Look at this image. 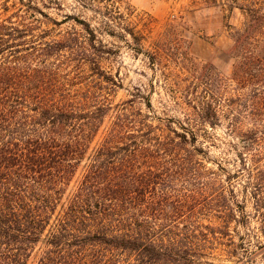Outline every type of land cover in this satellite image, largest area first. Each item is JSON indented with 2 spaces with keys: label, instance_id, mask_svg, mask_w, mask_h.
<instances>
[{
  "label": "trees",
  "instance_id": "16d2710c",
  "mask_svg": "<svg viewBox=\"0 0 264 264\" xmlns=\"http://www.w3.org/2000/svg\"><path fill=\"white\" fill-rule=\"evenodd\" d=\"M73 1L90 19L57 22L32 0H0V264H220L210 260L217 253L264 264V170L239 156V170L224 174L203 149L222 120L253 161L264 146V5L204 0L246 17L229 33L224 80L211 62L191 61L181 24L154 34L149 17L136 29L125 0ZM101 35L128 37L153 71L174 63L189 74L190 84L169 86L183 121L157 116L147 98L146 113L129 100L104 128L118 105ZM244 177L252 217L232 184ZM251 219L255 243L235 242Z\"/></svg>",
  "mask_w": 264,
  "mask_h": 264
},
{
  "label": "rangeland",
  "instance_id": "374dc122",
  "mask_svg": "<svg viewBox=\"0 0 264 264\" xmlns=\"http://www.w3.org/2000/svg\"><path fill=\"white\" fill-rule=\"evenodd\" d=\"M32 1L42 12L57 22L64 20L68 15H78L85 19H90L91 16L90 12L83 10L73 0ZM257 2L264 5V0H258ZM124 6H129L134 11L135 17H131L129 20L136 26V29L143 28L138 21V18L141 17L153 19L154 22L151 27H153L154 34L161 32L166 22L181 24L183 27L181 35L189 43L188 55L195 66L201 67L207 62H211L215 71L224 80L229 78L233 62L227 54V50L232 44L229 33L231 29L243 27L246 22L243 13L237 9L229 10L223 5L207 7L204 0H125ZM71 24L72 22L64 23L58 29L64 32L70 29ZM92 24L95 25L94 22ZM50 27L51 25H48V28ZM99 37L105 44L106 50L110 52V54H106L101 58V69L106 75L112 76L117 85L113 90L107 91L110 103L118 105V108L113 109L105 119L104 128L108 127L115 112L117 113L123 108H130L127 103L129 100L134 101V107L146 113L144 104L147 102V98L150 99L152 109L157 116L162 118L172 117L178 121H183L184 111L176 105L177 101L172 97L169 86L172 82L190 84L189 74L184 70H180L174 63L166 64L165 68L161 70L157 68L154 71L151 70L145 54H135L129 48L127 43L130 42V39L128 37L125 38V41L113 39L106 35ZM143 44L144 50L142 52H145L147 41ZM177 75L179 78L176 77ZM182 79L187 80L181 81ZM88 81L92 80L88 79ZM101 83L106 86V83ZM191 83L196 84L197 82L194 80ZM191 91L193 92V90ZM197 92H199V89H196V94ZM242 124L243 130L253 128L248 120L243 121ZM207 129L213 136L212 142L203 141V149L207 152L209 158L207 167L216 169L218 165L224 169L222 173L234 174L240 168L239 156H243L247 160L248 168L264 170V146L257 149L259 156L253 161V151L250 149L247 151L241 147L236 137L227 131L224 120L215 129ZM232 184L238 200L241 202L245 200V212L252 217L254 213L253 201L247 195L250 192V187L246 185L245 177L234 178ZM262 191L264 192V189ZM256 227L257 224L254 219H251L246 234L245 230L241 228L235 230L236 232L233 233L234 241L237 242L238 235H245L244 239L248 235L251 238L250 242L255 243L252 231H256ZM245 241L249 240L245 239ZM259 257L257 256L254 264H262V259ZM225 258L223 253H217L210 260L220 264H233L232 261Z\"/></svg>",
  "mask_w": 264,
  "mask_h": 264
}]
</instances>
